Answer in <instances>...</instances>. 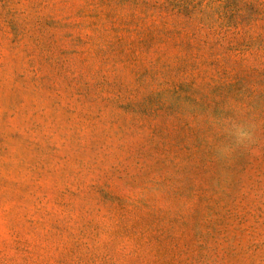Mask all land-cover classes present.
I'll list each match as a JSON object with an SVG mask.
<instances>
[{
    "label": "rangeland",
    "instance_id": "374dc122",
    "mask_svg": "<svg viewBox=\"0 0 264 264\" xmlns=\"http://www.w3.org/2000/svg\"><path fill=\"white\" fill-rule=\"evenodd\" d=\"M0 264H264V0H0Z\"/></svg>",
    "mask_w": 264,
    "mask_h": 264
},
{
    "label": "clouds",
    "instance_id": "9594fccd",
    "mask_svg": "<svg viewBox=\"0 0 264 264\" xmlns=\"http://www.w3.org/2000/svg\"><path fill=\"white\" fill-rule=\"evenodd\" d=\"M231 133L237 144H243L251 140L252 128L251 125L245 123H233L231 125ZM231 151V146H226L223 149L224 153Z\"/></svg>",
    "mask_w": 264,
    "mask_h": 264
}]
</instances>
